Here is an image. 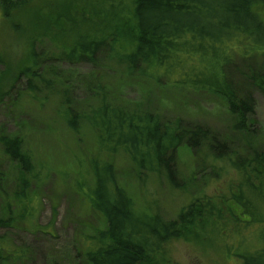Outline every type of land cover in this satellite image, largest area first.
I'll use <instances>...</instances> for the list:
<instances>
[{
  "label": "trees",
  "instance_id": "16d2710c",
  "mask_svg": "<svg viewBox=\"0 0 264 264\" xmlns=\"http://www.w3.org/2000/svg\"><path fill=\"white\" fill-rule=\"evenodd\" d=\"M30 1L0 0V9L4 17L10 18ZM56 3L52 10H47V15H32L33 27L27 35L23 56L25 63L7 84L0 81V101L10 92L16 76L35 70L37 56L33 44L48 39L58 60L92 61L95 53L106 45L110 57L123 63L128 74L138 73L155 82L165 79L172 86L220 95L239 123L243 124L252 110L251 100L238 97L239 89L227 80L225 71L237 55L245 59L264 55L260 49L264 45V18L255 9L264 0H62ZM39 18L42 20L38 22ZM196 57L204 69L208 66L213 70L214 81L182 77L183 68H195L190 63ZM249 70L247 78L251 84L264 91V74L259 69ZM27 89L35 90L30 78ZM99 99L86 113L70 107L59 112L74 132L81 122L86 123L94 132L99 153L122 152L138 172H162L176 188L178 151L199 147L207 140V148L217 152L213 163L209 162L213 164L211 168L221 170L218 163L226 159L225 164L236 170L239 179L229 194L227 191L215 198L199 192L179 208L175 218L166 219L156 211L147 212L135 206L132 197L116 181L112 163L91 160L92 180L79 178L74 189L90 211L101 217V226L93 233L80 235L77 256L81 264H161L166 245L180 238L196 239L203 246L224 247L241 264H264V152L255 151L249 159L230 156L227 152L221 154L226 144L212 140L208 130L201 126L188 131L177 121L163 123L157 113L129 110L108 100L102 90ZM4 159L15 160L27 175L34 171L18 137L0 135V162ZM27 184L28 180L23 179L22 187L26 188ZM183 186L180 188L184 189ZM252 194L254 198L245 196ZM252 201L255 202L252 209L260 214L252 215ZM8 203L9 209L13 206L17 212L6 208L5 215L0 214V227L19 223L24 227L22 223L27 221L29 229L49 232L46 227L33 224L36 207L25 192L8 196ZM234 245L240 250L232 249ZM29 252L28 247L13 244L0 234V261L23 262Z\"/></svg>",
  "mask_w": 264,
  "mask_h": 264
},
{
  "label": "rangeland",
  "instance_id": "374dc122",
  "mask_svg": "<svg viewBox=\"0 0 264 264\" xmlns=\"http://www.w3.org/2000/svg\"><path fill=\"white\" fill-rule=\"evenodd\" d=\"M61 1L31 0L10 18L4 17L0 9L1 84H7L25 63L23 56L27 35L33 27L32 15L36 13L43 17L48 9L52 10L54 3L57 5ZM255 9L264 18V3ZM40 20L42 18L38 22ZM33 45L37 56L35 70L28 75L16 76L10 92L0 101V135L21 139L35 176L27 175L15 160L0 162V214L5 215L6 208L17 212L13 206L9 209L8 196L23 191L36 207L33 224L46 227L49 232L29 229L27 221L22 223L24 227L21 223L0 227V234L30 251L23 262L3 260L0 264H81L82 260L77 256L81 248L80 235L93 233L101 226V217L90 211L75 191L74 182L84 177L89 182L92 180L90 161L95 158L113 164L116 181L125 188L139 210L156 211L166 219L175 218L179 208L199 192L217 198L219 194L235 190L239 175L225 164L226 159L218 163L221 170L211 168L213 164L210 163L217 152L207 148V140L199 147L178 151L176 188L162 172H138L131 159L122 152L99 153L94 132L86 123L81 122L78 131L74 132L59 112L64 107L80 113L89 112L100 102L101 90L108 100L129 110L157 113L163 123L177 121L188 131L196 126L207 129L212 140L226 144L221 154L227 152L230 156L249 159L255 151L264 152V91L247 78L250 68L264 74V55L249 59L237 55L225 71L227 80L239 89L238 97L251 100L252 110L242 124L228 111L220 95L172 86L165 83V79L155 82L138 73H126L124 64L110 57L106 45L95 53L92 61L58 60L48 39ZM260 49L264 53V45ZM190 64L195 68H183L184 79L203 77L206 81H214L211 78L213 70L208 66L204 69L199 57ZM29 78L34 91L27 89ZM25 178L28 180L26 188L22 187ZM182 185L184 189L180 188ZM245 196L254 198L253 194ZM254 206L252 201L253 216L260 214L255 212L257 209H252ZM163 251L161 264H241L224 247L203 246L196 239H174Z\"/></svg>",
  "mask_w": 264,
  "mask_h": 264
}]
</instances>
